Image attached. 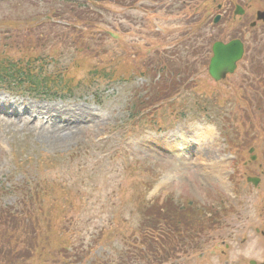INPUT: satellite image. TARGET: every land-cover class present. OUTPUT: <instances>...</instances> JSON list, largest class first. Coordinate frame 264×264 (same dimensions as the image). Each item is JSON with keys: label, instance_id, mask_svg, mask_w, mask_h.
<instances>
[{"label": "rangeland", "instance_id": "1", "mask_svg": "<svg viewBox=\"0 0 264 264\" xmlns=\"http://www.w3.org/2000/svg\"><path fill=\"white\" fill-rule=\"evenodd\" d=\"M113 1L77 10L98 20L94 33L104 35L100 45L108 53L96 60L114 72L113 81L80 84L73 95L55 101L0 92V183L9 192L3 205L23 210L24 205H17L25 196L21 189L37 177L47 179L42 187L49 197L37 214L40 224L28 225L32 238L20 237V249L32 254L30 243L38 248L39 262L35 258L27 264H43L49 253L58 264H130L128 247L147 219L145 211L181 210L189 204L206 217L217 213L221 220L197 237L203 252L170 264H264V236L257 232L264 231V81H254L257 65L264 64V29L257 30L258 43L249 45L255 52L251 61L225 82L215 83L206 63L197 64L188 55L191 40L204 45L207 32L217 29L207 22L185 36V44L180 33L190 10L182 7V0L166 1L175 8L171 15L124 9ZM72 3L87 0H0V46L18 41L17 31L39 14L63 11ZM16 23L20 28L11 29ZM224 24L216 32L220 38L231 37L239 27ZM46 27L50 34L47 25L34 30L36 40L43 38ZM84 59L75 58L79 65ZM158 61L168 63L169 70L177 65L183 84L171 100L132 117L130 108L137 100L143 104L150 99L154 83L139 68ZM73 70L69 79H86V68ZM64 121L78 126L70 130L72 135L55 131L54 123ZM251 148L258 158L254 163ZM178 149L183 153L176 155ZM42 163L49 176L38 171ZM248 177L259 179L258 185L248 184ZM121 229L128 247L118 234Z\"/></svg>", "mask_w": 264, "mask_h": 264}, {"label": "trees", "instance_id": "2", "mask_svg": "<svg viewBox=\"0 0 264 264\" xmlns=\"http://www.w3.org/2000/svg\"><path fill=\"white\" fill-rule=\"evenodd\" d=\"M142 1L144 0H114L113 2L114 5L121 8L134 9ZM148 1L158 3L161 0ZM98 3H101L102 6L103 4L109 5L112 4V0H87V3H72L63 9L59 8L63 11L51 10L49 15L51 19L67 22L69 26H58L50 23L51 21H45V24H43L42 21H37L39 17L34 19L35 21H29L23 28H20L18 23L12 24L11 29L15 28L17 30L20 28L17 31V36L20 39L12 41L11 46H2V44L0 46V90L17 92V94L27 95L38 100L55 101L73 95L76 87L80 84L113 81L115 79L114 72H108L107 65L96 60L108 53L104 50L103 52L102 45H100L104 40V35L94 33L96 26L99 25L98 20L87 14L77 13V10L86 12L88 11L87 5ZM188 10H190V13H187L186 17L192 18L201 11V8L195 5L188 8ZM202 23V18L195 22L188 21L192 32L198 30ZM45 25L49 26L50 34L47 32L46 27L45 32L48 35L44 34L42 39L36 40L33 36L34 30ZM11 29L7 30L10 32ZM24 32L28 36H20ZM49 36L52 38L48 39ZM26 47L28 50L25 49ZM69 51H73L76 56L71 58L68 54ZM81 55H84L85 59L80 65L88 70L86 79H69L71 68H74L73 71L75 72L81 69V66L75 60L77 56ZM66 62H69L68 66L60 70L62 68L60 66L66 64ZM92 62L95 66L90 69L87 68L86 66ZM167 64L164 61H158L139 68L144 70L145 73L148 71L153 78L161 74L162 79L150 87V99L146 103L140 104L137 100L130 108L129 112L132 117L136 116L135 118H138L142 112L150 110L159 103L178 94L176 88L180 85L176 84L174 80L178 76L179 70H175L172 74L173 69L165 70ZM258 72L260 76L254 81L256 82L259 79L260 82L264 81V68H261ZM165 74L169 76L165 78ZM46 168L47 164L44 163L38 168V171L49 176V173L45 170ZM46 180L37 177L31 185H26L21 189L25 195L17 201V205H24V209L21 211H15L14 206L5 207L3 205L2 197L9 192L6 188L3 189L4 186L0 184V264H27L28 260L35 258L39 262L36 245L30 243L32 254L26 251L27 249H20L22 247L20 237L25 234L28 239L32 238L28 233V225L34 228L40 224L38 215L45 208L44 198L49 197L48 189L42 187L43 184L46 186ZM44 181L45 183H43ZM162 209L163 207H154L145 211L144 214L147 219L141 224L137 232L139 233V243L136 247L128 245V248L132 249L127 251L131 259L130 264L173 263L181 256L194 254L200 251L201 248L200 243L197 241L200 233L216 226L218 220L219 222L221 220L217 213H214L211 217H206L190 204L181 210H177L176 207L174 209L167 207L168 211H162ZM63 235L65 237L67 233H63ZM28 239L25 240V243H28ZM61 246H65V244ZM33 253H35V257ZM47 258H44L47 261H44L43 264H58V262L55 263L50 260V253Z\"/></svg>", "mask_w": 264, "mask_h": 264}, {"label": "flooded vegetation", "instance_id": "3", "mask_svg": "<svg viewBox=\"0 0 264 264\" xmlns=\"http://www.w3.org/2000/svg\"><path fill=\"white\" fill-rule=\"evenodd\" d=\"M213 2L215 3L217 0H213ZM216 10L218 14H216L215 19H218V23L214 24L215 26L224 23L226 25H238L237 31L240 33L247 29L251 31L264 29V21L258 20V14L264 11V0H224L220 1ZM236 12H238V15H236ZM231 25L229 26L230 29ZM249 39H251V36Z\"/></svg>", "mask_w": 264, "mask_h": 264}, {"label": "water", "instance_id": "4", "mask_svg": "<svg viewBox=\"0 0 264 264\" xmlns=\"http://www.w3.org/2000/svg\"><path fill=\"white\" fill-rule=\"evenodd\" d=\"M214 56L210 64V74L214 80L224 79L226 75L232 74L236 69V63L243 56V45L240 42H232L228 45L216 43L213 47ZM254 184L258 183L257 179H249Z\"/></svg>", "mask_w": 264, "mask_h": 264}, {"label": "bare ground", "instance_id": "5", "mask_svg": "<svg viewBox=\"0 0 264 264\" xmlns=\"http://www.w3.org/2000/svg\"><path fill=\"white\" fill-rule=\"evenodd\" d=\"M63 115V114H61ZM77 125H74V123L72 122H62L61 124H56L54 123L53 127L55 129V131H67V133L65 134L66 135H72L70 134L71 131L70 130H75V128H78V126L76 127ZM204 133L207 134V135H210L211 132L209 130H204Z\"/></svg>", "mask_w": 264, "mask_h": 264}]
</instances>
